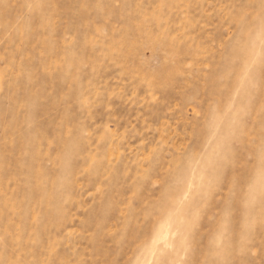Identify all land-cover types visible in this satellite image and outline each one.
Wrapping results in <instances>:
<instances>
[{"label":"rangeland","instance_id":"obj_1","mask_svg":"<svg viewBox=\"0 0 264 264\" xmlns=\"http://www.w3.org/2000/svg\"><path fill=\"white\" fill-rule=\"evenodd\" d=\"M0 264H264V0H0Z\"/></svg>","mask_w":264,"mask_h":264}]
</instances>
